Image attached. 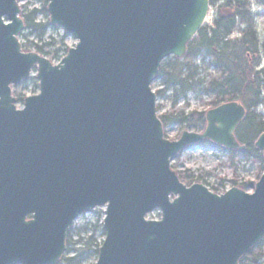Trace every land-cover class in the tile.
<instances>
[{"label":"water","instance_id":"95a60500","mask_svg":"<svg viewBox=\"0 0 264 264\" xmlns=\"http://www.w3.org/2000/svg\"><path fill=\"white\" fill-rule=\"evenodd\" d=\"M209 9V0H47L50 25L77 42L53 64L22 51L19 0H0V264H59L69 228L97 207L105 236L95 264H239L264 238V173L252 193L216 194L170 167L204 141L244 151L241 103L207 110L201 132L173 141L157 115L160 65L185 55ZM33 70L38 93L18 108L12 87ZM254 147L264 160V132Z\"/></svg>","mask_w":264,"mask_h":264},{"label":"trees","instance_id":"16d2710c","mask_svg":"<svg viewBox=\"0 0 264 264\" xmlns=\"http://www.w3.org/2000/svg\"><path fill=\"white\" fill-rule=\"evenodd\" d=\"M256 4L264 9V0H255ZM47 1L42 8L23 12L25 28L20 35L23 51H34L50 61L58 60L67 52L64 41L67 35L61 36L57 42L53 38L45 41L49 31L58 28L51 26L46 13ZM210 8L215 9L216 15L210 26H203L193 40L187 45L186 53L181 59L166 58L160 65L154 83L161 87L155 91L157 99L171 93L172 105L169 112L159 115L165 129L176 124L191 131H202L203 112L186 113L184 108H177L178 100L185 98L188 93L199 91L208 98L207 105L215 108L225 102L237 101L244 107L246 114L235 131L237 141L245 147L244 151L228 152V160L235 156L244 157L256 165L257 176L264 173L262 153L254 147L258 136L264 132V67H260L264 58V43L260 44L250 25L251 14L249 0H209ZM38 15H42L39 19ZM239 26V38L232 39V35ZM209 67L214 71L208 73ZM197 87L199 88L198 90ZM37 89V82L34 83ZM15 96L18 104L25 98L24 94ZM263 109L260 114L257 110ZM162 106L157 104L160 112ZM198 147H215L209 141L198 144ZM173 170L175 167H171ZM179 179L186 185L203 182V176H194L190 171L177 173ZM232 185L236 181L230 180ZM250 183H242V190L250 187ZM212 187L214 193H221L219 187ZM104 235V233H103ZM80 237V234L78 235ZM93 234L80 237L71 243L70 237L66 240L67 254L61 259V264H82L91 257L97 258L98 248ZM264 238L241 258L239 264H259L263 257L262 247ZM81 247L77 250L75 245ZM72 245V248L68 246ZM72 251L73 255L68 256Z\"/></svg>","mask_w":264,"mask_h":264},{"label":"rangeland","instance_id":"374dc122","mask_svg":"<svg viewBox=\"0 0 264 264\" xmlns=\"http://www.w3.org/2000/svg\"><path fill=\"white\" fill-rule=\"evenodd\" d=\"M45 0H19V7L21 9V14L23 12H28L31 10H39L42 8V5ZM47 1V0H46ZM249 9L251 14V21L249 27L255 32L258 41L260 44L264 43V9L258 6L255 0H249ZM47 13V12H46ZM216 15V11L213 8L209 9L208 16L205 21V25L210 26L213 22V19ZM42 15H38L40 19ZM48 17V15H47ZM58 28V27H56ZM244 26H239L237 31L232 35V39L239 38V31L242 30ZM65 35L61 28H58L56 31H49L46 35L45 41H48L49 38H53L54 42H57L58 39ZM21 41V40H20ZM76 40L67 35L65 38L64 44L68 49L74 47L76 45ZM59 60L51 61L53 64H56ZM260 67H264V58L260 64ZM208 73H212L214 75V71L211 67H209ZM36 71L33 70L30 76L20 84L12 87L13 96L21 93L24 94L25 97H29L38 93V89H34V83L37 82ZM151 88L153 92L159 90L161 87L159 83H152ZM199 88L197 87L196 90ZM264 96V92H263ZM208 98L205 95L200 94L199 91L191 92L186 95L185 98L178 100L177 108H184L186 113L191 112H203L206 113L207 110L211 109L207 105ZM157 104L162 106L160 112H158V116L162 113L169 112L171 110L172 99L171 93L167 92V94L156 101ZM18 108L21 105L18 104ZM258 113L262 114L263 109L259 108L257 110ZM164 130V137L167 140L173 141L177 140L182 131L189 130L185 127H181L176 124L169 125ZM191 131V130H190ZM214 145V144H213ZM207 147L202 148L198 147V145L190 146L186 148L184 151L179 153L177 156L173 158L171 161V167H175L174 171L177 173L183 171H190L194 176H203V184L208 189L212 187H218L219 183L222 181V186L219 187V191H227L232 187H236L242 189V183H250V187L246 188L244 191L247 193H252L255 183L258 181L259 177L257 176V168L256 165L250 160L241 157L235 156L231 161L228 160V152L225 149H221L220 147ZM235 180L237 185H232L230 180ZM104 207L95 208L88 213L82 214L79 216L70 227V230L67 235V239L71 240V243L76 242L80 237H88L89 235L94 236L97 244H101L104 239V231L102 229V220L104 218ZM149 219L158 218V214L154 212L152 215L148 216ZM80 234V237L78 235ZM81 246L79 244L75 245V249H79ZM72 248V245L68 247ZM263 257L259 260V264L264 260V242L262 247ZM67 251V249H66ZM65 251V254L67 252ZM64 254V255H65ZM73 252L70 251L68 256L71 257ZM61 262V261H60ZM96 258L91 257L87 261L82 264H95ZM61 264V263H59ZM66 264V263H64Z\"/></svg>","mask_w":264,"mask_h":264}]
</instances>
